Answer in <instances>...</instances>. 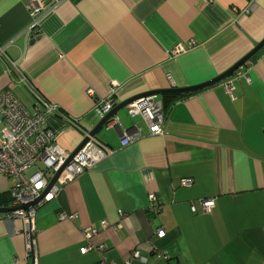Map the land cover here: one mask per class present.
Wrapping results in <instances>:
<instances>
[{
  "label": "crops",
  "instance_id": "0c3cea01",
  "mask_svg": "<svg viewBox=\"0 0 264 264\" xmlns=\"http://www.w3.org/2000/svg\"><path fill=\"white\" fill-rule=\"evenodd\" d=\"M31 1L0 0V92L29 109L35 93L56 104L44 122L67 153L99 123L94 108L111 84L115 105L198 86L264 39V0H253L252 10L247 0H40L44 11L29 29ZM176 45L185 52L172 56ZM115 117L119 125L95 137L113 154L37 210L30 251L22 221L0 215V264H125L134 249L146 260L132 264H165L155 252L169 264H264V48L231 77L174 101L161 135H148L125 108ZM135 127L142 137L121 147L122 132ZM14 184L0 175V193ZM201 200L214 201L209 213ZM63 214L76 218L61 222ZM86 228L97 235L81 254Z\"/></svg>",
  "mask_w": 264,
  "mask_h": 264
},
{
  "label": "built area",
  "instance_id": "2783aa9c",
  "mask_svg": "<svg viewBox=\"0 0 264 264\" xmlns=\"http://www.w3.org/2000/svg\"><path fill=\"white\" fill-rule=\"evenodd\" d=\"M251 3L249 10L253 9V0H247ZM60 1L54 2L49 11ZM27 11L33 18L29 29L38 25L37 14L44 11L40 0H34L26 6ZM185 52L184 48L176 45L171 50L172 56ZM0 57L5 58V53L0 47ZM8 60V58L6 59ZM12 72H17L16 63L8 60ZM168 79H170L168 77ZM22 81V79H21ZM248 85L251 84L250 78H246ZM116 85L111 84L109 95L97 102L94 112L99 120L103 119L115 106L114 94ZM226 91L231 96H237V91L232 86H225ZM35 93V92H34ZM87 95H93L91 89L86 90ZM36 106L32 109L25 107L11 92H0V175L15 179V184L11 189V202L9 208L14 211L5 214L7 218H17L22 221L24 234L27 239V250H31L33 240L30 239V232L33 230V222L37 210L46 203L53 200L59 188L67 183L74 181L85 171L93 168L106 156L113 154V150L103 146L95 139L88 136L89 130H82V137H88L85 145L71 158L59 144L57 134L46 128L44 116L48 114H57L59 109L56 104L47 102L38 93L34 94ZM125 109L132 117L140 116L148 129V135L156 136L162 134L164 114L162 103L155 99V96L139 98L129 103ZM73 126H77L70 118H65ZM109 126L117 127L119 121L113 117L108 123ZM142 137L141 127H135L130 131H123L120 138V146L126 147ZM69 159V160H68ZM41 164V167L38 164ZM36 166V171L27 175L32 167ZM61 170V171H60ZM60 171L56 183L49 189L48 193L41 199L40 196L47 188L51 177ZM191 184L190 179H182L180 185L188 187ZM149 201H154L155 196L149 195ZM200 209L203 214L209 213L214 206L213 200H201ZM28 205L27 209L21 208ZM192 213L196 212L193 205L190 206ZM76 215H60L58 220L61 222L71 221ZM158 238H163L165 233L162 230L156 231ZM97 235V231L92 228L83 230V238L87 244L80 249L81 254L93 250L91 238ZM157 259H162L165 264H169L167 255L155 252ZM146 258L138 249H134L131 255L126 259L125 264H132L134 261L145 263ZM36 264V263H34Z\"/></svg>",
  "mask_w": 264,
  "mask_h": 264
},
{
  "label": "water",
  "instance_id": "95a60500",
  "mask_svg": "<svg viewBox=\"0 0 264 264\" xmlns=\"http://www.w3.org/2000/svg\"><path fill=\"white\" fill-rule=\"evenodd\" d=\"M264 48V39L258 43L247 55H245L238 63H236L233 67H231L229 70H227L225 73L221 74L217 78L206 82L204 84L198 85V86H193V87H187V88H168L164 90H158V91H151V92H146L142 94L135 95L133 97H130L129 99L115 105L113 109L101 120H99V123L89 131L88 136L90 138L95 139V137L108 125L110 120L116 116L117 112L124 109L129 103L138 100L139 98L147 97V96H163L165 94H175L180 97H186L195 91L202 90L204 88L210 87L214 84H217L221 81H224L225 79L231 77L239 68H241L246 62H248L254 55H256L259 51H261ZM7 89H4L3 92H8L6 91ZM88 141V137H82V141L79 143V145L76 147V149L69 154V159H71ZM68 159V160H69ZM61 171V170H60ZM60 171L56 172L50 179L47 188L44 190L42 195L40 196L39 199L43 198L49 191V189L56 183L57 177L60 173ZM21 208L27 209L28 205L22 206ZM13 208H0V215L2 214H7L10 212H13Z\"/></svg>",
  "mask_w": 264,
  "mask_h": 264
},
{
  "label": "trees",
  "instance_id": "16d2710c",
  "mask_svg": "<svg viewBox=\"0 0 264 264\" xmlns=\"http://www.w3.org/2000/svg\"><path fill=\"white\" fill-rule=\"evenodd\" d=\"M161 97H162L161 103H162L163 114L174 103V101H176L179 98L180 99L182 98L175 94H165ZM10 202H11L10 192L0 193V208L8 207Z\"/></svg>",
  "mask_w": 264,
  "mask_h": 264
},
{
  "label": "rangeland",
  "instance_id": "374dc122",
  "mask_svg": "<svg viewBox=\"0 0 264 264\" xmlns=\"http://www.w3.org/2000/svg\"><path fill=\"white\" fill-rule=\"evenodd\" d=\"M0 128H1V125H0ZM38 166L41 167V164L39 163ZM35 171H36V166L32 167L29 171H27V175H31Z\"/></svg>",
  "mask_w": 264,
  "mask_h": 264
},
{
  "label": "bare ground",
  "instance_id": "6f19581e",
  "mask_svg": "<svg viewBox=\"0 0 264 264\" xmlns=\"http://www.w3.org/2000/svg\"><path fill=\"white\" fill-rule=\"evenodd\" d=\"M31 16V15H30ZM32 18V17H31ZM33 19H31V22H32Z\"/></svg>",
  "mask_w": 264,
  "mask_h": 264
}]
</instances>
